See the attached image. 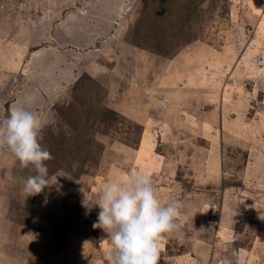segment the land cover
<instances>
[{"label":"rangeland","instance_id":"1","mask_svg":"<svg viewBox=\"0 0 264 264\" xmlns=\"http://www.w3.org/2000/svg\"><path fill=\"white\" fill-rule=\"evenodd\" d=\"M29 94L52 184L0 150V264H108L138 170L182 204L158 264H264V0H0V119Z\"/></svg>","mask_w":264,"mask_h":264},{"label":"clouds","instance_id":"2","mask_svg":"<svg viewBox=\"0 0 264 264\" xmlns=\"http://www.w3.org/2000/svg\"><path fill=\"white\" fill-rule=\"evenodd\" d=\"M35 102L36 96L29 94L0 119V150L9 151L21 168L32 166L35 172L22 181L26 198L40 194L52 184L44 163L52 157L41 144L44 122L31 108ZM95 205L100 211L92 227L110 238L108 264H158L162 258L161 242L179 227L176 219L182 207L176 199L162 204L151 177L139 170L126 180L108 181ZM222 264H244V258L233 249Z\"/></svg>","mask_w":264,"mask_h":264}]
</instances>
